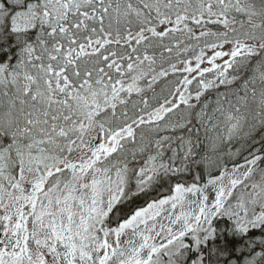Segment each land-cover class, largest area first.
Instances as JSON below:
<instances>
[{
  "label": "snow or ice",
  "instance_id": "1",
  "mask_svg": "<svg viewBox=\"0 0 264 264\" xmlns=\"http://www.w3.org/2000/svg\"><path fill=\"white\" fill-rule=\"evenodd\" d=\"M0 264H264V0H0Z\"/></svg>",
  "mask_w": 264,
  "mask_h": 264
}]
</instances>
